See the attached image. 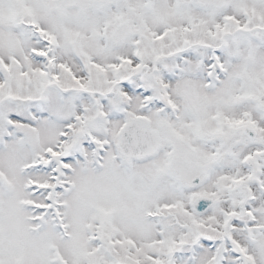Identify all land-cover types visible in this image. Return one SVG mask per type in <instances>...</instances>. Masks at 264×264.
Wrapping results in <instances>:
<instances>
[{
    "label": "snow or ice",
    "instance_id": "obj_1",
    "mask_svg": "<svg viewBox=\"0 0 264 264\" xmlns=\"http://www.w3.org/2000/svg\"><path fill=\"white\" fill-rule=\"evenodd\" d=\"M0 264H264V0H0Z\"/></svg>",
    "mask_w": 264,
    "mask_h": 264
}]
</instances>
